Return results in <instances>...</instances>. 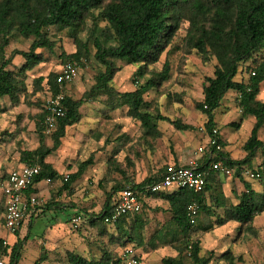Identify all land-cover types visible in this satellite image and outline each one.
Here are the masks:
<instances>
[{
	"label": "trees",
	"instance_id": "1",
	"mask_svg": "<svg viewBox=\"0 0 264 264\" xmlns=\"http://www.w3.org/2000/svg\"><path fill=\"white\" fill-rule=\"evenodd\" d=\"M88 21L91 22L90 25ZM99 22H104V25L99 26ZM184 22L188 23L192 33L199 34L195 47L202 60L207 62L212 57L215 59L213 74L205 78L202 87L203 97L195 103L196 109L205 115L206 136L216 127L215 112L231 89L236 92L234 98L240 115L237 121H232L229 125L240 129L246 117H254L251 132L242 146L245 151L242 158H232L224 150L225 143L219 135L217 140L221 149L215 150L214 146L211 147L213 158L234 167L233 176L244 181L247 191L243 190L237 195L236 203H221L212 192V184L219 173L210 170L204 188L199 192L185 187L174 191H145V185L159 180L166 164L157 174L147 176L141 182L136 183L125 176L126 182H118L113 186L104 207L98 213L90 214L91 220L102 223L105 229L107 224L103 222V218L114 208L115 193L127 183H132L143 193L166 199L176 227L165 239L157 231L146 238V223L139 216L141 212L135 215L126 214L112 225L118 231L116 241L123 245L134 243L138 247L149 244L154 248L156 240L171 245L176 255L163 256L161 264H188L182 258L184 251H188L193 264H210V257L200 255V239L193 238L192 235L211 230L228 221L237 222L239 230L254 231L249 224L264 209V182L263 191L259 194L241 173L244 167H248L260 173L259 179L264 175V143L258 136L259 130L264 127V101L258 97L264 81V0H0V98H7L9 101V106L2 108L5 110L21 101L28 102L30 94L44 92L46 95H56L61 91L65 94L61 102L65 115L57 119L50 134L52 146L45 144L48 130L45 124L48 113L44 107L45 100L42 103L36 101L40 106L39 112L34 114L39 145L32 150H22L19 157L24 165L40 166L35 182L60 176L46 158L60 146V139L65 135L66 128L80 120V108L87 101L104 97L107 109L125 110L127 116L139 122L145 136L160 135L159 121H168L180 131L192 130L194 126L183 123L180 119L171 120L159 112H151L150 104L144 98L150 88L161 85L169 78L168 61L163 64L160 72L153 74L144 84L133 90L119 91L112 83L114 75L120 69L117 61L136 65L135 74L143 76L148 65L158 60ZM51 28L67 29L68 36L75 45L74 52L61 53L62 65L76 60L83 66L92 57L102 67L95 73L93 83L80 98L76 99L65 93L67 84L60 85L56 81L59 71L34 76L31 92L27 89L29 72L47 60L45 51L53 54L57 46L56 39L51 37ZM14 34L30 41L26 50L14 48L7 51ZM91 48L94 49L93 53ZM16 55L22 58L19 64L14 62ZM252 70H255L254 75H251ZM243 72L248 74V78L238 79L237 76ZM137 83L136 80L135 84ZM259 155L263 160L254 168L252 164ZM208 158L209 153L199 158L204 169ZM90 162L91 157L81 162L78 169L69 174L61 190L69 189L70 183L83 174ZM31 186L26 194L36 192ZM192 203L199 205L198 216L205 213L215 216L214 220L206 225L191 224L187 207ZM30 212L33 217L34 211L31 209L27 213ZM19 227L14 230L17 238L13 244L4 245L0 238V258L6 264L18 263L28 239L27 234L19 236ZM221 256L227 264H236L235 257L229 250ZM114 257V253L105 252L98 260H87L77 253L69 252L67 260L70 264H106ZM44 259L45 253H41L34 264H40Z\"/></svg>",
	"mask_w": 264,
	"mask_h": 264
},
{
	"label": "rangeland",
	"instance_id": "2",
	"mask_svg": "<svg viewBox=\"0 0 264 264\" xmlns=\"http://www.w3.org/2000/svg\"><path fill=\"white\" fill-rule=\"evenodd\" d=\"M90 24L91 22L88 21V25ZM102 25L104 22H99V26ZM51 34V37L56 39L57 46L53 54H48L45 51L47 60L29 72V77L26 80L29 92L32 90L34 76L60 71L61 53L74 52L75 50V45L69 38L67 29L51 28ZM198 35L197 32L192 33L188 23L184 22L158 60L148 65L147 72L143 76L135 74L136 65L117 61V66L120 69L112 81L119 91L133 90L140 84H144L153 74L160 72L163 64L168 61L169 78L161 85L150 88L144 94V98L149 102L151 112H159L171 120L180 119L183 123L194 125V129L184 132L174 128L168 121H160L158 123L161 130L160 135L145 136L139 122L127 116L125 110L122 108L107 109L104 105V97L85 102L80 108V120L75 125L66 128L65 135L60 139V146L47 157V160L63 175L74 173L80 163L89 157H91V162L86 166L83 174L70 183L72 192L68 194L69 192L63 191L65 195L58 197L64 200L66 206L56 208L58 212L54 209L45 210V214L43 213L39 218L33 220L30 230L29 218L24 219L25 222L19 235L23 237L28 233L29 238L17 264H34L39 249L40 252L43 251L42 247L46 254L44 264H70L67 260L69 252L90 258H100L105 252L113 253L123 245L116 241L115 235H112L113 228L100 229L101 226H92L87 221L90 213H98L104 207L113 186L118 182H126L125 176L134 182H139L144 177L155 173L167 163L165 151L181 152L185 147H188L190 159L197 156V147L206 143L207 132L204 127L205 115L196 109L195 103L202 99L205 78L213 74L215 66L213 57L207 62L200 57L198 49L195 47ZM29 42L21 35L14 34L7 46V51L10 52L14 48L26 50ZM93 52L94 49L91 48V53ZM21 61L22 58L16 55L14 62L19 64ZM99 69L102 67L92 57L89 61H85L84 65L80 67L76 79L66 86L65 93L73 98H80L93 83L94 75ZM237 78L246 80L248 74L243 72ZM136 80L137 84H135ZM235 95L236 92L233 89L226 93L215 116L218 121L216 128L225 143L224 150H227L232 158L240 159L245 155L242 146L251 132L254 118L253 116L245 118L240 129H235L229 124L226 125L229 122L237 121L240 115ZM46 96L44 92L30 94L28 96L29 103L21 101L18 105L5 110L2 108L9 106V101L7 98H0V175L6 174L8 170L21 164L19 157L22 150H32L38 147L39 135L36 130L34 114L39 112L40 106L36 104V101L41 102ZM21 97L23 99V96ZM258 97L264 101V81L261 83ZM46 134L45 144L52 146L50 134L48 132ZM259 139L264 143V127L259 132ZM262 160V156L256 157L252 167L257 168ZM216 181L217 185L213 193L219 200L224 198L223 193L225 192L228 195V202L231 200L236 202V196L245 188L244 181L238 180L234 176L217 174ZM63 182L62 180L61 186ZM263 182L264 175L261 179L248 181L259 194L263 191ZM57 184L60 185V183ZM55 186L56 184L53 192L56 189ZM49 196L52 195L48 194L46 199L39 196L37 208H41L49 200ZM69 209H75V213L82 214L84 223L78 227L70 225L63 227L66 239L60 243L58 239L52 237L56 232L53 225L56 221L64 223L63 219L67 213L62 211ZM168 211L169 208L164 210L161 207L143 205L139 216L146 218V238L160 226L162 229L158 235L160 234L162 239L169 237V233L164 231L169 228ZM159 213L163 218L156 217ZM197 218L198 225L214 220L203 213H200ZM249 225L254 231L239 230L237 222H228L206 232L200 231L196 235L193 234L192 237L200 239V255L210 257V264H227L221 256L227 250L235 257L236 264H263L264 209L254 217ZM48 227L53 228L52 232L47 231ZM4 229L0 214L1 239L7 234ZM43 236L46 239H43ZM38 238L39 240H36ZM90 238L94 239V244L91 247L86 243ZM155 242L154 248L149 244L141 247L144 254L152 250L160 252L155 261H151L149 256L145 258L144 264H161L163 256L176 255V251L171 245L160 240ZM88 248L89 251H87ZM182 258L186 263L193 264L188 251L183 252Z\"/></svg>",
	"mask_w": 264,
	"mask_h": 264
},
{
	"label": "built area",
	"instance_id": "3",
	"mask_svg": "<svg viewBox=\"0 0 264 264\" xmlns=\"http://www.w3.org/2000/svg\"><path fill=\"white\" fill-rule=\"evenodd\" d=\"M81 65L76 60L65 62L56 77V81L62 85L63 83L73 82L78 76ZM255 74V70L251 71V75ZM64 92L61 91L56 95H47L44 101V107L48 110L45 116V124L48 126L47 132L52 133L58 118L65 115V111L61 106L64 98ZM219 131L216 127L212 129V133L207 136V142L199 145L196 150L197 156L188 160L185 164H167L162 176L158 181L144 186L145 191L159 192L175 190L181 187L192 189L199 192L204 188L208 170L218 172L225 176H233L234 167L226 165L221 160L213 158V151L220 150L221 145L218 143ZM205 153H209L206 162V169L202 168L199 158ZM40 173V166L37 164H26L20 168L12 169L7 174L0 176V194L5 197V211L3 227L7 231L17 229L22 222L25 214L39 203L36 194H26L29 186L33 185L35 177ZM242 175L245 180L254 181L260 178V173L252 168L244 167ZM69 174H64L63 179L66 181ZM143 191L132 183H127L119 192L115 193L113 198L114 208L103 218V222L107 225H113L123 215L139 214L142 211ZM199 205L192 203L187 207V215L191 224H197V216ZM82 215L73 216L70 224L77 227L82 221ZM3 244L7 245V240H3ZM0 264H6L5 260L0 258ZM106 264H143L139 247L134 243L123 245L115 257Z\"/></svg>",
	"mask_w": 264,
	"mask_h": 264
},
{
	"label": "crops",
	"instance_id": "4",
	"mask_svg": "<svg viewBox=\"0 0 264 264\" xmlns=\"http://www.w3.org/2000/svg\"><path fill=\"white\" fill-rule=\"evenodd\" d=\"M71 83V82H70ZM70 83H68V84H70ZM67 84V85H68ZM66 85V86H67ZM66 88V87H65ZM215 115H216V112H215ZM214 115V121L216 122V123H218V121H217V119H216V116ZM247 118V117H246ZM254 118V117H253ZM160 122V121H159ZM244 122V121H243ZM230 123V122H229ZM229 123H227L226 125H228ZM76 124V123H75ZM192 125V124H191ZM192 126H194V125H192ZM195 127V126H194ZM233 128V127H232ZM158 129H159V131H161L160 130V128H159V124H158ZM262 129V128H261ZM260 129V130H261ZM193 130V129H192ZM260 130H259V132H260ZM185 131H189V130H185ZM184 131V132H185ZM161 133V132H160ZM258 136H259V133H258ZM207 142V141H206ZM227 147V146H226ZM165 156H166V159H167V163H165L164 164V166L166 165V164H185V163H187L188 162V160L190 159V153H189V148L188 147H185L184 148V150H182L181 152H170V150H168L167 152L165 151ZM48 157V156H47ZM46 161L47 162H49L48 160H47V158H46ZM49 163H51V162H49ZM22 165H24L23 163H21V164H19V166H17L16 168H20ZM52 165V164H51ZM164 166H162L161 168H163ZM52 167H53V165H52ZM16 168H14V169H16ZM54 168V167H53ZM161 168H159L155 173H153V174H157L158 172H159V170L161 169ZM55 169V168H54ZM56 170V169H55ZM10 170H8L7 171V173L9 172ZM58 171V170H57ZM6 173V174H7ZM59 173V177L58 178H55V179H50V178H44V179H41V180H39V181H34V183H33V185L31 186V187H33V188H35V190H36V192L35 193H32V194H36L38 197L39 196H42L44 199H46L47 198V195L48 194H51L52 196L50 197L49 196V200H47L46 201V203L41 207V208H33L32 209V212L34 211V216L33 217H31V212L30 213H27V214H25V216H24V218L22 219V222H21V226L19 227V232L21 231V228H22V225L24 224V219L26 218V217H28L29 218V221H28V224H30L31 226H32V222H33V220L35 219V218H39L43 213L45 214V210H48V211H50V209H54L56 212H58L57 210H56V208H61V207H63V206H66V203L65 202H63L64 200L61 198H58L59 196H61V195H65V193L63 192V191H67V193L68 194H70L71 192H72V190H71V188H69V189H62L61 190V188H62V186H61V184H62V179H61V177H62V173H60V172H58ZM1 175H5V174H1ZM0 175V176H1ZM152 175V174H151ZM150 176V175H149ZM147 177V176H146ZM145 178V177H144ZM143 178V179H144ZM142 179V180H143ZM142 180H140L139 182H141ZM64 181V180H63ZM249 181V180H248ZM65 182V181H64ZM63 182V183H64ZM217 181H215L213 184H212V190L215 192V188H216V185H217V183H216ZM57 183H60V185L59 184H57ZM137 183V182H136ZM56 184V189L54 190V192H53V188H54V185ZM61 186V187H60ZM52 187V188H51ZM245 187V186H244ZM60 190V191H59ZM244 190H246L245 188H244ZM51 191V192H50ZM169 191H174V190H169ZM212 191V192H213ZM230 192H232V190H229ZM247 191V190H246ZM164 192V191H163ZM214 194V193H213ZM223 195H224V198H221V200H220V202L221 203H224V204H232V203H236L237 202V196H236V202H233L232 200L231 201H229L228 202V195L224 192L223 193ZM214 196H216V194H214ZM46 197V198H45ZM224 199H226V201H224ZM142 203H143V205L145 204V205H148V206H150V207H157V208H163L164 210H167V208H169V203H168V201L166 200V199H164V198H161V197H156V196H153V195H148V194H146V193H143V195H142ZM208 204H209V200H208ZM159 206V207H158ZM72 207H75V206H72ZM0 208H1V210H0V214H1V217H2V220L4 219V211H5V197H3L1 194H0ZM142 210H143V208H142ZM47 211V212H48ZM74 211H76L75 209H69L68 211H62L63 213H67L66 214V216H65V219H63V220H65V222L64 223H62V222H58V221H56V223L53 225L54 226V230L56 231L55 232V234L53 233V235H52V237L54 236L56 239H58L59 240V242L60 243H62L66 238H65V235H66V233H64V231H63V227H65V226H67V225H70L71 226V224H70V220L69 219H71L73 216H76V215H78L79 213H75ZM59 212H61V211H59ZM142 212V211H141ZM220 212V211H219ZM168 213V218L167 219H169V228H166L164 231L168 234L169 233V235H170V233L175 229V227H176V224H175V222L171 219V213H170V211H168L167 212ZM203 214H205V213H203ZM82 215V214H81ZM206 215V214H205ZM208 216V215H207ZM94 217V216H93ZM156 217H158V219H160V218H163L162 217V214L161 213H159V215H157ZM209 218H212V219H214L215 218V216H208ZM83 218V217H82ZM91 218H92V215L90 214L89 215V217H88V219H87V221L92 225V226H97V225H99V226H101V228L100 229H102L103 228V226H102V223L101 224H99V222H97V221H93V220H91ZM140 218H142V217H140ZM144 221H146V218H142ZM82 221L80 222V224L78 225V226H81L82 225V223H84V218L83 219H81ZM27 221V220H26ZM228 222H233V221H228ZM227 222V223H228ZM210 223V222H209ZM209 223H206V224H209ZM206 224H204V223H202L201 225H206ZM226 224V223H225ZM164 225V224H163ZM200 225V224H199ZM224 225V224H223ZM223 225H220V226H223ZM26 226H27V224H26ZM31 226L29 227V230H30V228H31ZM77 226V227H78ZM175 226V227H174ZM219 226V227H220ZM86 227V226H85ZM106 229H108V228H113V233H112V235H115V237H117L118 236V231L116 230V228L114 227V226H112V225H105L104 226ZM47 229V231L48 230H50L49 231V233L50 232H52V230H53V228H50V227H48V228H46ZM104 229V228H103ZM161 226L159 227V228H157L155 231H157V232H159V231H161ZM5 230V229H4ZM15 230V229H14ZM14 230L13 231H7V234L5 235V237H2V240H7V242H8V244H13L15 241H16V238H17V236L15 235V233H14ZM100 231V230H99ZM154 231V232H155ZM209 231V230H208ZM206 232V231H205ZM165 233V234H166ZM27 235H28V233H27ZM20 236V235H19ZM25 236V235H24ZM114 236H112V238H115ZM29 238V237H28ZM43 239H46L44 236L42 237ZM116 239V238H115ZM36 240H39V238L38 239H36ZM28 242V239L26 240V242H25V245H26V243ZM37 243H39V242H37ZM86 243H88L89 244V246L91 247L93 244H94V239L93 238H90L89 240H87L86 241ZM24 245V246H25ZM43 245H45V243L43 242ZM45 247V246H44ZM122 247V246H121ZM121 247H118L113 253H114V255H116L117 254V252L119 251V249L121 248ZM42 249H43V251L42 252H40V249H39V253H38V256H37V258L34 260V262L40 257V255H41V253H44V248L42 247ZM22 250H23V248H22ZM87 251H89V248H88V250ZM105 251V250H104ZM103 251V252H104ZM139 252H140V255H141V257H142V260H143V264H144V260H145V258H147V257H151V261L153 260V261H155V259L157 258V256L160 254V252L158 251V250H152L151 252H145V254L142 252V248L141 247H139ZM21 253H22V251H21ZM104 253H102V255H103ZM79 255H81V256H83V257H85L87 260L88 259H95V260H98V259H100L101 258V256H100V258L98 257V258H90V257H87V256H84V255H82V254H79ZM45 259H46V254H45ZM45 259H44V261L42 262V263H40V264H44L45 263ZM149 264H151V263H149Z\"/></svg>",
	"mask_w": 264,
	"mask_h": 264
}]
</instances>
